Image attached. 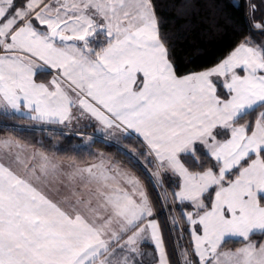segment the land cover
<instances>
[{
  "label": "snow or ice",
  "instance_id": "snow-or-ice-1",
  "mask_svg": "<svg viewBox=\"0 0 264 264\" xmlns=\"http://www.w3.org/2000/svg\"><path fill=\"white\" fill-rule=\"evenodd\" d=\"M232 6L248 33L180 74L155 0H0V114L86 120L150 185L91 143L65 164L0 137V264H143L149 242L171 264L165 212L189 237L175 264H264V0Z\"/></svg>",
  "mask_w": 264,
  "mask_h": 264
},
{
  "label": "trees",
  "instance_id": "trees-1",
  "mask_svg": "<svg viewBox=\"0 0 264 264\" xmlns=\"http://www.w3.org/2000/svg\"><path fill=\"white\" fill-rule=\"evenodd\" d=\"M155 2L158 15L162 17L161 31L172 37L175 63L180 74L199 71L214 64L248 33L242 11L232 6L235 0H192L195 7L186 17L177 15V9L184 0H155ZM255 39L258 41L259 36L257 35ZM62 126L51 125L52 128H49V125L20 119L18 115L0 114V137H13L35 148H42L59 158L80 163L91 162L92 157L88 152L73 149L86 147L87 143H91L92 153L103 152L128 167L141 178L146 187L150 188L143 166L136 168L130 165L114 146H105L100 142H86L88 136L100 138L94 132L85 135L64 130ZM58 128L64 131L57 130ZM118 143L126 151L138 147L135 141H118ZM159 222L169 261L175 264L178 259L177 246L179 244L187 247L188 234L185 233L183 239L180 238L182 225L173 226L167 212L159 217ZM239 246V244L227 245L229 248Z\"/></svg>",
  "mask_w": 264,
  "mask_h": 264
},
{
  "label": "crops",
  "instance_id": "crops-1",
  "mask_svg": "<svg viewBox=\"0 0 264 264\" xmlns=\"http://www.w3.org/2000/svg\"><path fill=\"white\" fill-rule=\"evenodd\" d=\"M35 124H38L36 122H34ZM81 124H88V121L86 120H82L80 122ZM40 125H47V124H40ZM51 126V125H49ZM85 126V125H84ZM82 127V126H81ZM93 127V126H91ZM72 128H77V127H72ZM93 129L95 130V135L98 136V137H103L104 133H101V132H98L97 129L95 127H93ZM4 137H9V136H4ZM112 140H115L114 138ZM23 143V142H22ZM35 148V147H34ZM38 149V148H36ZM45 151V150H44ZM47 152V151H46ZM49 155H53L49 152H47ZM55 156V155H54ZM57 157V156H55ZM59 158V157H57ZM61 160L64 161L65 164H67L68 162H70V160H66V159H62V158H59ZM112 159V158H111ZM114 160V159H112ZM115 161V160H114ZM122 167L128 169L130 172H132L135 176H137L140 180L141 178L135 173L133 172L131 169H129L128 167L124 166L121 164ZM142 181V180H141ZM143 182V181H142ZM161 233H162V230H161ZM162 236H163V233H162ZM164 246H165V242H164ZM141 251L143 253H145L146 255L144 256H140V257H137L138 260H141L143 262V264H158V252H156L155 248H154V244L152 243H145L144 245H142V248H141ZM165 251H166V247H165ZM167 252V251H166Z\"/></svg>",
  "mask_w": 264,
  "mask_h": 264
},
{
  "label": "rangeland",
  "instance_id": "rangeland-1",
  "mask_svg": "<svg viewBox=\"0 0 264 264\" xmlns=\"http://www.w3.org/2000/svg\"><path fill=\"white\" fill-rule=\"evenodd\" d=\"M262 39H264V37H260L259 36V39H258V41L259 40H262ZM85 125V126H84ZM88 125V124H87ZM86 124H81L80 123V125L77 127V128H65L64 126H62V128L64 129V130H70V131H75V132H78V133H80V134H85L86 135V133H92V132H94L95 130L93 129V127H91V126H87ZM82 126V127H81ZM49 128H52L51 126L49 127ZM62 128H58L57 130H60V131H64ZM87 129V130H86ZM95 133V132H94ZM91 135H93V134H91ZM111 142L112 143H118V141H116V140H111Z\"/></svg>",
  "mask_w": 264,
  "mask_h": 264
}]
</instances>
